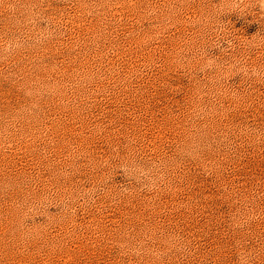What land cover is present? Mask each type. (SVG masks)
<instances>
[{
    "label": "rangeland",
    "instance_id": "obj_1",
    "mask_svg": "<svg viewBox=\"0 0 264 264\" xmlns=\"http://www.w3.org/2000/svg\"><path fill=\"white\" fill-rule=\"evenodd\" d=\"M0 264H264V0H0Z\"/></svg>",
    "mask_w": 264,
    "mask_h": 264
}]
</instances>
